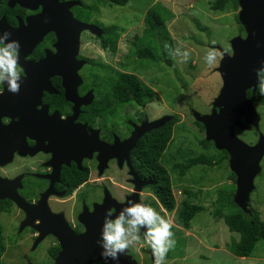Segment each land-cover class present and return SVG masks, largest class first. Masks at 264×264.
<instances>
[{
    "label": "flooded vegetation",
    "instance_id": "obj_1",
    "mask_svg": "<svg viewBox=\"0 0 264 264\" xmlns=\"http://www.w3.org/2000/svg\"><path fill=\"white\" fill-rule=\"evenodd\" d=\"M94 2L0 0V30L19 41L22 74L18 93H0V264H56L60 239L68 244L62 261L68 264L73 237L97 247L105 210L122 202L167 213L154 193L159 181L135 168L136 143L131 149L120 144L134 126L166 113L153 114L148 103L120 105L108 95V74L88 69L99 61L89 46L110 52L100 37L82 29L77 52L70 49L76 23L103 29L99 10L89 8ZM72 55L76 71L65 74L60 65L70 64ZM118 55L126 59L128 51ZM135 243L127 260L152 264L143 237ZM92 264L105 262L94 257Z\"/></svg>",
    "mask_w": 264,
    "mask_h": 264
},
{
    "label": "rangeland",
    "instance_id": "obj_2",
    "mask_svg": "<svg viewBox=\"0 0 264 264\" xmlns=\"http://www.w3.org/2000/svg\"><path fill=\"white\" fill-rule=\"evenodd\" d=\"M92 1L97 3V0ZM209 2L210 0H130L124 6L109 2L98 6L101 26L117 24L123 28V33L118 39L115 55L111 52H93L91 46L88 47L89 55L99 59L95 63L135 74L154 91L155 98L148 103L152 113H166L176 117L171 144L164 152L166 159L171 156L181 158L179 155L188 158L192 153L199 155L201 152L207 156L212 154L214 158L218 157L213 143L199 141L205 140L204 131L201 132L194 124L192 113L196 111L207 114L222 85L217 67L209 68L204 64L202 56L206 46L231 50L230 40L238 35L243 37L245 30L240 29L235 18L239 6L234 8L229 4L223 11H214L210 9ZM158 3L166 10L163 16L170 39L157 37L155 46L161 53L157 62L139 60L127 41L131 40L135 33L140 34L144 12ZM213 40L216 41L214 46L211 44ZM144 41L143 38L140 39V43ZM165 41L171 46L179 43L191 49L188 62L178 64L175 59L166 55L162 47ZM145 44L150 45V42L146 41ZM127 51L126 59L118 55ZM165 57L170 59L171 65L163 61ZM220 58L218 57V60ZM88 69L90 71L91 66L88 65ZM104 91L106 90L103 87L99 91L102 92L99 97H102ZM256 111L260 116L256 133L264 136V107H256ZM253 133L254 130H240L236 135L244 142L253 144L257 140L252 137ZM229 170L227 158L214 166H192L187 174L176 178L179 182L173 186L176 207L164 215L172 225L175 245L167 253L165 264H264L262 240L256 243L253 253L248 257H237L229 251L228 244L231 239H238V234L230 231L223 219L217 216L213 204L215 191L231 182L228 178ZM181 186L191 187L196 192L192 201L200 203L204 208L195 214L188 229L181 227L177 220L179 202L183 197ZM232 187L234 188V185ZM249 207L264 221V156L260 160V172L254 178V189L249 194ZM134 245L136 243L132 246ZM127 258L129 257L124 256L125 263L129 262ZM139 260L141 261V258Z\"/></svg>",
    "mask_w": 264,
    "mask_h": 264
},
{
    "label": "trees",
    "instance_id": "obj_3",
    "mask_svg": "<svg viewBox=\"0 0 264 264\" xmlns=\"http://www.w3.org/2000/svg\"><path fill=\"white\" fill-rule=\"evenodd\" d=\"M129 1L97 0V3L89 8L97 10L98 6L100 4L102 6L105 2L124 6ZM229 4L234 8L238 7L237 0H210L209 7L214 11H223ZM164 14H166V10L159 3L148 7L143 14V26L140 34L135 33L134 37L127 41L130 43L132 51L140 58L139 60L144 59L157 62L161 57V53L155 46V41L157 37L165 40L170 39L165 29L166 19L163 16ZM235 18L240 29L243 30L238 22L237 15H235ZM102 27L104 32L98 41L103 48L108 49L113 54L117 50V42L123 33V28L117 24L104 25ZM141 38L145 40L144 43H140ZM146 41H149L150 45L145 44ZM163 61L167 65L172 64L168 57H165ZM88 65L91 66L90 71L105 72L108 74L105 78L109 83L108 95H112L114 100L120 105L126 103L144 105L155 98L154 91L131 72L122 71L109 65L95 62H90ZM107 78L109 79L107 80ZM259 79H264V73L258 74ZM247 96L252 99L255 108L259 106L264 107V94L260 92L259 84L253 94L250 90H247ZM104 112L110 113L109 110ZM176 122L177 119L173 116L164 125L144 133L138 138L131 154L135 161V168L148 170L159 181V187H155L154 193L167 212H172L176 207V200L173 193L174 184L179 183L176 181V178L187 174L192 166L198 164L214 166L219 164L223 159L228 158L225 150H216L217 158H214L212 154L211 156H207L201 152L199 155L192 153L188 158H183L179 155L181 158L171 156L166 159L164 152L171 144ZM194 124L199 127L201 132L204 131L201 123L195 120ZM250 130H254V128ZM237 131L240 130L235 129V133ZM256 132L254 130L252 137L257 138ZM199 141L201 143L206 142L203 139ZM208 143L212 142L209 141ZM175 154H177V151ZM228 178L231 182L226 187H221L215 191L216 198L213 203L215 212L219 218L223 219L230 231L238 234V239H231L228 244L229 251L237 257H248L253 253L256 243L260 240L264 241V221L260 219L257 212L251 207H248L249 212L247 213L237 207L232 200L235 192V175L230 171L228 172ZM232 185H234V188ZM181 191L183 197L179 202L177 220L181 227L188 229L190 221L195 214L204 208L200 203H194L192 201L196 196V192L191 187L181 186Z\"/></svg>",
    "mask_w": 264,
    "mask_h": 264
},
{
    "label": "water",
    "instance_id": "obj_4",
    "mask_svg": "<svg viewBox=\"0 0 264 264\" xmlns=\"http://www.w3.org/2000/svg\"><path fill=\"white\" fill-rule=\"evenodd\" d=\"M237 3L239 6L237 19L245 30V35L233 37L230 40L231 55L224 54L219 60L216 70L220 74L222 85L213 99L211 111L207 114L196 111L192 113L194 119L204 127L205 141H212L217 150L227 152L229 169L235 175L236 189L232 200L237 207L247 213L249 212V194L254 189V178L260 172V160L264 156V136L258 132L256 142L248 144L236 135L235 129L258 130L260 116L252 99L247 96V90H250L252 94L256 90L258 85L256 69L260 66V60L264 59V0H237ZM76 26L70 47L73 54L77 52L80 30L88 29L97 37H101L103 33L101 27L90 23H76ZM214 47L222 51L219 46ZM72 59L71 66L67 59V63L60 65L63 73L69 74L76 71L73 55ZM39 65H45V63ZM171 118V115H163L159 119L145 120L140 125L134 126L131 135L120 142L121 146H126L127 149L133 148L138 138L144 133L164 125ZM102 207H106L105 203ZM119 208L115 206V209ZM41 219L48 225L46 215L43 214ZM60 240L62 250L56 264H64L62 261L69 250L68 244L63 239ZM71 242V258L68 264H92L94 257L104 261L100 256L99 246L92 248L88 240L75 237ZM124 256L129 257L126 254L121 255L119 264L134 263H125ZM111 263L108 261V264Z\"/></svg>",
    "mask_w": 264,
    "mask_h": 264
},
{
    "label": "clouds",
    "instance_id": "obj_5",
    "mask_svg": "<svg viewBox=\"0 0 264 264\" xmlns=\"http://www.w3.org/2000/svg\"><path fill=\"white\" fill-rule=\"evenodd\" d=\"M211 44L214 46L216 41H211ZM162 47L164 53L178 64H186L190 58L191 49L179 43L171 46L165 41ZM19 50V41L11 38L8 30H0V93L5 89L13 94L20 90L22 74L18 67ZM224 54L230 56L231 50L224 48L217 51L215 47L206 46L202 60L209 68H214L219 65L218 57ZM259 63L256 69L258 74L264 72V59ZM258 84L260 92L264 94V79H259ZM171 227V223L158 211L140 201L122 202L115 211L109 207L104 212L97 240L100 256L105 264L108 261L119 264V257L126 254V250L142 236L151 249L152 264H165L167 253L175 245Z\"/></svg>",
    "mask_w": 264,
    "mask_h": 264
}]
</instances>
